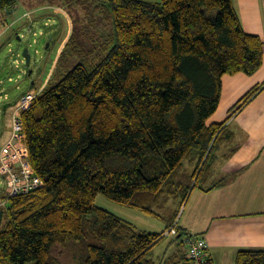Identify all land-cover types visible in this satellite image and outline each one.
<instances>
[{
  "label": "trees",
  "instance_id": "trees-1",
  "mask_svg": "<svg viewBox=\"0 0 264 264\" xmlns=\"http://www.w3.org/2000/svg\"><path fill=\"white\" fill-rule=\"evenodd\" d=\"M17 1L0 0V13ZM98 2L110 9L112 49L76 64L20 111L23 142L43 185L11 197L0 212V264H213L207 247L201 261L188 257L179 226L172 252H151L170 236L164 233L192 188L234 176L205 187L226 121L264 83L225 121L209 120L223 76L257 72L263 41L243 30L232 0ZM98 194L166 228L137 229L97 205ZM235 264H264V248L239 250Z\"/></svg>",
  "mask_w": 264,
  "mask_h": 264
},
{
  "label": "crops",
  "instance_id": "crops-1",
  "mask_svg": "<svg viewBox=\"0 0 264 264\" xmlns=\"http://www.w3.org/2000/svg\"><path fill=\"white\" fill-rule=\"evenodd\" d=\"M26 2L18 0L14 4L12 12L17 14L12 22L20 18L36 20L42 7L55 6L52 2L37 6ZM232 2L243 30L263 41V63L252 75L241 72L223 76L221 99L216 110L222 115L213 119L212 116L210 122L225 121L231 108L245 93L264 83V0ZM225 125L228 135L216 149L210 179L205 187L228 174L234 176L211 189L192 188L178 218L182 232L206 240V251L213 264H235L239 250L264 248V86ZM126 214L139 220H149L133 211ZM149 224L143 230L161 232L166 228L161 221ZM173 250L174 246L171 252Z\"/></svg>",
  "mask_w": 264,
  "mask_h": 264
},
{
  "label": "rangeland",
  "instance_id": "rangeland-1",
  "mask_svg": "<svg viewBox=\"0 0 264 264\" xmlns=\"http://www.w3.org/2000/svg\"><path fill=\"white\" fill-rule=\"evenodd\" d=\"M98 1L73 0L66 7L68 3L61 0H27L26 3L32 6L46 2L55 5L52 8L42 7L37 12L39 16L36 20L28 21L20 18L12 22L17 14L12 12V7L0 13V147L10 135L11 109L16 107L21 94L51 87L76 64L96 60L98 52L103 56L112 49L115 40L110 33V9L109 6H101ZM70 15L77 19L74 25ZM72 32L73 36L68 41ZM25 48L31 55L30 63H26L23 56ZM221 115V112H216L212 119ZM5 190H8V181L0 173V192ZM95 202L117 216L130 220L137 229L148 228L151 221L165 224V221L123 206L102 194L97 195ZM129 211L140 213L149 220L131 217L126 214ZM174 242L172 235L165 237L152 249V255L156 258L168 255Z\"/></svg>",
  "mask_w": 264,
  "mask_h": 264
},
{
  "label": "built area",
  "instance_id": "built-area-1",
  "mask_svg": "<svg viewBox=\"0 0 264 264\" xmlns=\"http://www.w3.org/2000/svg\"><path fill=\"white\" fill-rule=\"evenodd\" d=\"M40 92L27 91L18 98L17 105L11 114L10 135L0 147V173L6 175L8 192L0 196V212L7 209L11 197L28 193L43 185L42 178L31 167L27 148L23 142V120L20 111L29 108L32 100ZM178 219L166 231L165 235H173L178 230ZM187 255L199 262L203 259L207 247L206 240L192 233L185 236Z\"/></svg>",
  "mask_w": 264,
  "mask_h": 264
},
{
  "label": "water",
  "instance_id": "water-1",
  "mask_svg": "<svg viewBox=\"0 0 264 264\" xmlns=\"http://www.w3.org/2000/svg\"><path fill=\"white\" fill-rule=\"evenodd\" d=\"M23 56H24V58H25V60H26V63H30V61H31V55H30V53L28 52V49H27V48H25V49L23 50ZM30 73H31V70H30Z\"/></svg>",
  "mask_w": 264,
  "mask_h": 264
}]
</instances>
